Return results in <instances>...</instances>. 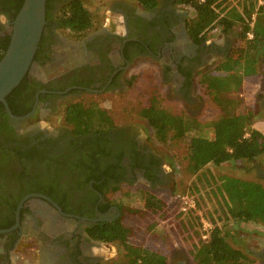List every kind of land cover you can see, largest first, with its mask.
<instances>
[{"label": "flooded vegetation", "instance_id": "1", "mask_svg": "<svg viewBox=\"0 0 264 264\" xmlns=\"http://www.w3.org/2000/svg\"><path fill=\"white\" fill-rule=\"evenodd\" d=\"M72 1L50 0L27 85L11 99L20 114L12 115L22 119L0 114V264H17L13 255L23 246L25 264L112 263L103 247L113 244L90 233L123 225L110 195L125 188L147 194L169 184L172 172L137 128L116 125L109 116L107 134L75 135L64 121L66 102L121 92L140 62L158 65L163 84L189 102L198 76L231 54L229 43L197 45L188 32L189 8L177 0H158L150 11L133 0H110L108 19L80 38L56 24ZM16 11L15 0H0V48ZM243 240L250 259L264 264V239Z\"/></svg>", "mask_w": 264, "mask_h": 264}, {"label": "trees", "instance_id": "2", "mask_svg": "<svg viewBox=\"0 0 264 264\" xmlns=\"http://www.w3.org/2000/svg\"><path fill=\"white\" fill-rule=\"evenodd\" d=\"M15 1L17 11L13 18H16L24 3V0ZM133 1L148 11L153 10L158 4V0ZM225 1L205 0L202 3L200 0H177L179 5L188 7L194 12V17L188 22V32L199 46L207 42V34L216 28H221L224 33L228 34L238 22L243 26L240 40L244 45L239 50H232L228 59L199 75V84L205 88V94L220 110H217L218 119L208 124H202L189 116L177 117L161 108L157 96L150 100L149 105L141 111L140 115L148 123L156 140L161 144L189 139L185 159L188 162V171L192 175L198 174L208 165L250 163L264 156V135L254 128V110L240 107V92L243 84L252 78H258L257 52L264 48V0L257 10L258 0H250L251 5L248 8L244 6L242 14L238 9L228 6L229 4ZM6 5L4 4L5 9H7ZM51 11L50 0H47V20ZM254 13L255 20L253 22ZM99 22L100 20L80 0L72 1L64 6L56 20L59 29L70 31L78 38L95 30ZM250 23H253V27L250 26ZM248 34H251L252 38H249ZM42 40L43 36L41 42ZM9 43L10 36H7L0 48V61L6 53ZM235 55H237L236 58H234ZM27 82L28 76L6 98L9 108L15 116L20 114L12 108L11 99L26 87ZM0 114H5L4 106L1 103ZM64 115L65 124L72 129L75 135L91 132L107 134L112 126L111 118L107 112L100 110L95 104L67 105ZM205 129H209L210 137L202 135ZM220 189L227 198L231 220L237 223H254L264 227V187L262 185L247 181L235 182L232 179L224 178ZM144 201L145 210L152 213L163 207V203L152 193L145 194ZM118 206L120 211L125 214V206L121 203ZM137 212L133 213L137 214ZM90 233L94 240L118 244L124 250V260L119 264H167L164 256L131 244L129 242L131 231L122 224L97 226ZM194 260L197 264L252 263L250 254L232 247L219 228H215L209 240L197 248Z\"/></svg>", "mask_w": 264, "mask_h": 264}, {"label": "rangeland", "instance_id": "3", "mask_svg": "<svg viewBox=\"0 0 264 264\" xmlns=\"http://www.w3.org/2000/svg\"><path fill=\"white\" fill-rule=\"evenodd\" d=\"M226 1L228 6L238 9L241 14L244 6L248 8L251 5L250 0L246 2L243 0ZM110 2L84 0L83 3L100 20L98 25L100 26L108 19L106 17L109 15ZM257 9L258 4L256 5ZM188 12L190 20L194 17V12L190 9ZM242 29L243 26L240 22L228 34L224 33L221 28H216L207 34V41L219 44L229 43L232 50H239L244 45L240 40ZM257 56L258 78H252L243 84L240 92V107L254 110L255 124L260 122L259 126L263 128L264 107L261 100L264 98V48L259 49ZM236 57L237 55L234 56V58ZM221 61L212 62L209 68H214ZM199 82L198 76L192 98L189 102H185L173 91L171 85L163 84L158 65L140 62L127 73L126 86L121 92L98 97L83 95L81 99L69 100L65 103L66 106L77 102L89 105L92 100H95L116 125L134 126L144 138L148 137L150 147L164 158L166 168L172 172L171 179L167 186L152 192L163 203L161 210L154 213L145 210V188L144 190L142 188L131 190L125 188L116 194H111L110 198L125 206L122 221L123 225L131 231L129 242L164 256L167 264H197L194 260L195 251L209 240L215 228L222 230L223 236H226L232 247L240 248L243 251L246 248L243 237L264 239V227L261 225L237 223L231 220L227 198L220 189L224 178L232 179L235 182H255L264 187V181L258 176V172L264 170V156L250 163L208 165L198 174L192 175L188 171V162L185 159L189 139L161 144L156 140L148 123L140 116L141 111L149 105L150 100L157 96L161 108L172 115L189 116L202 124L217 120L220 110L210 101L205 94V88L201 87ZM210 134L209 129L202 132L204 136L210 137ZM186 198L193 199L196 208L187 213H181V204ZM128 210L138 212L137 214L130 213ZM252 246L254 247L256 244L253 243ZM23 247L18 248L13 255L15 259L18 258L17 264L26 263L22 261L27 255L26 250L22 249ZM103 251L105 259L113 261L112 263L119 264L124 260L125 252L119 245L103 247ZM251 261V264H262L252 257Z\"/></svg>", "mask_w": 264, "mask_h": 264}, {"label": "water", "instance_id": "4", "mask_svg": "<svg viewBox=\"0 0 264 264\" xmlns=\"http://www.w3.org/2000/svg\"><path fill=\"white\" fill-rule=\"evenodd\" d=\"M47 0H24V3L9 29L10 43L0 61V103L6 113L12 115L6 98L30 73L39 48L46 19ZM4 233V232H0Z\"/></svg>", "mask_w": 264, "mask_h": 264}, {"label": "built area", "instance_id": "5", "mask_svg": "<svg viewBox=\"0 0 264 264\" xmlns=\"http://www.w3.org/2000/svg\"><path fill=\"white\" fill-rule=\"evenodd\" d=\"M200 2H205V0H200ZM258 6L262 5L263 4V1L262 0H258ZM255 20V13L252 17V21L254 22ZM250 26L253 27V23H250ZM249 38H252V35L251 34H248ZM196 208V203L193 199H189V198H186L185 200H183L182 204H181V208H180V212L181 213H187L189 211H192ZM207 238V237H206Z\"/></svg>", "mask_w": 264, "mask_h": 264}, {"label": "crops", "instance_id": "6", "mask_svg": "<svg viewBox=\"0 0 264 264\" xmlns=\"http://www.w3.org/2000/svg\"><path fill=\"white\" fill-rule=\"evenodd\" d=\"M108 16H110V15H108ZM261 61V60H260ZM264 124V123H263ZM260 122H258V123H256V124H254V128L256 129V130H258L259 132H261L263 135H264V126H262L263 128H260Z\"/></svg>", "mask_w": 264, "mask_h": 264}]
</instances>
